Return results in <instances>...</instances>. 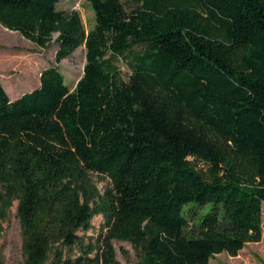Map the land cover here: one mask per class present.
Returning <instances> with one entry per match:
<instances>
[{"label":"trees","instance_id":"obj_1","mask_svg":"<svg viewBox=\"0 0 264 264\" xmlns=\"http://www.w3.org/2000/svg\"><path fill=\"white\" fill-rule=\"evenodd\" d=\"M85 1L88 32L59 0H0L2 28L57 35L55 64L85 52L72 90L56 65L14 100L0 83V233L16 202L22 264H116L114 241L139 264H208L259 242L264 0Z\"/></svg>","mask_w":264,"mask_h":264},{"label":"rangeland","instance_id":"obj_2","mask_svg":"<svg viewBox=\"0 0 264 264\" xmlns=\"http://www.w3.org/2000/svg\"><path fill=\"white\" fill-rule=\"evenodd\" d=\"M126 9H129L127 3ZM57 9L65 12L75 11L79 14L86 32L94 26V13L85 0H59ZM57 35L46 49L22 38L18 33L8 31L0 26V83L9 99L14 100L24 93L31 92L39 86L40 73L56 65L64 77L65 84L72 90L82 76L85 64L84 47L78 48L70 57L55 64L57 45L54 42ZM120 76L127 81L129 71L124 61L116 63ZM192 166L201 174H205L207 167L202 163L188 158ZM92 180L98 190L102 192L109 185L107 179L92 175ZM14 202L8 217L2 223L0 233V263L22 264L21 236L19 221L16 215ZM103 223L101 216L91 221V228L78 235L94 239L97 237ZM260 241L248 243L234 257L221 253L209 260L208 264H264V204L260 206ZM113 248L116 255V264H139V254L127 242L114 241ZM48 264V263H46Z\"/></svg>","mask_w":264,"mask_h":264}]
</instances>
